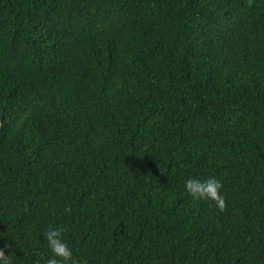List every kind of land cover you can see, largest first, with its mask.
Returning a JSON list of instances; mask_svg holds the SVG:
<instances>
[{"label":"trees","instance_id":"1","mask_svg":"<svg viewBox=\"0 0 264 264\" xmlns=\"http://www.w3.org/2000/svg\"><path fill=\"white\" fill-rule=\"evenodd\" d=\"M0 264H264V0H0Z\"/></svg>","mask_w":264,"mask_h":264}]
</instances>
